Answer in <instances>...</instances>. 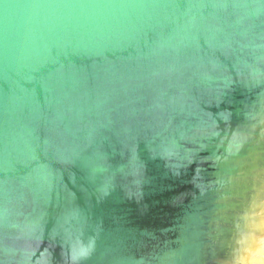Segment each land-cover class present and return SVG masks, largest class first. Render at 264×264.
<instances>
[{
	"label": "water",
	"instance_id": "water-1",
	"mask_svg": "<svg viewBox=\"0 0 264 264\" xmlns=\"http://www.w3.org/2000/svg\"><path fill=\"white\" fill-rule=\"evenodd\" d=\"M262 189L264 0H0V264H247Z\"/></svg>",
	"mask_w": 264,
	"mask_h": 264
},
{
	"label": "clouds",
	"instance_id": "clouds-1",
	"mask_svg": "<svg viewBox=\"0 0 264 264\" xmlns=\"http://www.w3.org/2000/svg\"><path fill=\"white\" fill-rule=\"evenodd\" d=\"M250 211L242 213V216H247L250 221H254L251 225L254 228L264 229V189L257 193V198H254L249 205ZM78 243V249L74 253V259L77 255H86L91 249V242L87 245ZM247 264H264V239H261L254 252L248 257Z\"/></svg>",
	"mask_w": 264,
	"mask_h": 264
}]
</instances>
